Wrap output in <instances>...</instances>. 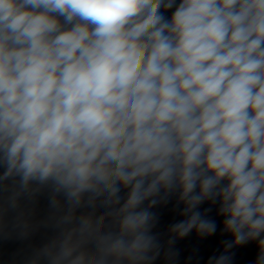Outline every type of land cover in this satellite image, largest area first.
<instances>
[{
	"label": "clouds",
	"instance_id": "9594fccd",
	"mask_svg": "<svg viewBox=\"0 0 264 264\" xmlns=\"http://www.w3.org/2000/svg\"><path fill=\"white\" fill-rule=\"evenodd\" d=\"M242 252L264 264V0H0V264Z\"/></svg>",
	"mask_w": 264,
	"mask_h": 264
}]
</instances>
